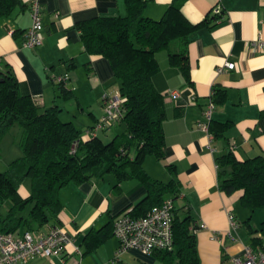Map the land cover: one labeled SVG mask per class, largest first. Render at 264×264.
<instances>
[{"label": "crops", "instance_id": "0c3cea01", "mask_svg": "<svg viewBox=\"0 0 264 264\" xmlns=\"http://www.w3.org/2000/svg\"><path fill=\"white\" fill-rule=\"evenodd\" d=\"M20 1L23 8L17 7L0 20V66L12 70L22 95L35 98L44 108L57 105L62 111L60 118L80 119L81 125L76 126L90 129L103 111L100 97L118 93L119 87L108 60L85 52L76 26L98 17L125 16L126 0H39L43 43L32 49L21 46L31 25V13L30 0ZM171 1L143 0L144 15L159 20ZM217 4L223 9L220 22L210 14ZM181 13L191 24L202 23L192 32L188 45L189 79L168 64L165 51L156 54L160 73L155 84L163 92L167 115L162 124L163 157L146 155L141 165L150 179L161 183L173 179L171 189L176 194L167 193L164 199L174 200L179 218L187 213L192 216L199 264H224L230 257L242 255L244 246L264 247V232L250 224L252 213H243L245 228L238 221L242 191L229 195L219 190L216 163L217 157L230 150L239 160L264 155V0H185ZM226 62L233 63L234 69L218 72ZM60 75L68 76V97L53 81ZM214 85L223 89L226 97L214 104L211 121L231 123L218 139L209 138L198 128L205 121ZM124 129L117 123L98 135L113 138ZM87 137L83 132V138ZM134 154L133 147L130 155ZM28 191L21 187V196H27ZM146 195L143 182L137 178L118 183L112 175H105L67 184L59 191L62 210L56 224L71 241L63 254L35 256L25 264H170L158 251L146 254L128 249L115 257L114 218L132 210ZM8 206L5 203L0 211L5 212ZM229 212L236 230L231 228ZM53 224L39 232L47 233ZM102 237L104 240L92 247V242Z\"/></svg>", "mask_w": 264, "mask_h": 264}, {"label": "trees", "instance_id": "16d2710c", "mask_svg": "<svg viewBox=\"0 0 264 264\" xmlns=\"http://www.w3.org/2000/svg\"><path fill=\"white\" fill-rule=\"evenodd\" d=\"M184 1L172 0L159 20L144 15L143 0H126L123 17H98L77 24L85 52L108 60L118 91L126 98L120 122L125 129L110 140L104 141L99 133L83 138V132L93 126L84 131L71 120H61L57 105L44 108L35 98L22 95L12 70L0 66V141L11 127L18 126L17 145L22 152L0 172V210L9 204L5 212L0 211V232L41 234L40 228L49 223H54L51 228L59 227V191L69 183L81 184L105 175H112L118 183L133 178L143 182L147 195L130 211L133 217L159 206L167 193L176 194L171 189L173 179L168 183L150 179L141 162L146 155L163 157L162 124L167 115L163 92L155 84L160 73L156 54L165 51L168 64L189 79L188 45L192 32L202 23L191 24L185 19L181 13ZM17 7H24L20 0H0V20ZM56 85L65 97L70 96L65 84ZM225 97L223 89L212 87L209 98L214 104ZM230 126V122L210 121L209 132L218 139ZM216 163L219 190L229 195L242 191L240 203L250 213L264 209V155L239 160L230 150L217 157ZM25 180L29 191L22 197L20 188ZM191 222L189 213L179 218L174 210V247L158 251L167 263L199 264L197 227H191ZM260 231L264 232V223ZM104 238L94 240L92 247Z\"/></svg>", "mask_w": 264, "mask_h": 264}, {"label": "built area", "instance_id": "2783aa9c", "mask_svg": "<svg viewBox=\"0 0 264 264\" xmlns=\"http://www.w3.org/2000/svg\"><path fill=\"white\" fill-rule=\"evenodd\" d=\"M31 25L25 31L21 46L32 49L43 43V24L39 0H30ZM217 17L216 22L223 20V9L217 4L210 13ZM260 40V39H259ZM260 46L262 43L259 41ZM223 68L234 69V64L226 62ZM67 75L54 77L55 83L67 81ZM172 95H177L172 92ZM126 98L119 92L115 95H102V114L86 135L95 136L99 132H108L115 124L120 123L123 116V105ZM214 103L209 100L204 111L205 121L198 124V128L209 138V123L211 121ZM174 200L166 198L156 207L140 217H133L131 210L119 213L113 221V236L118 241L115 257L118 258L128 249H137L146 254L154 251H171L173 245L172 223L174 219ZM228 219L233 230L237 229L234 216L228 213ZM230 235V233H229ZM71 241L65 231L59 227L50 228L45 234L22 232H0V264H25L30 258L38 256L50 258L63 254L66 245ZM224 264H264V247L254 249L244 246L240 256L230 257Z\"/></svg>", "mask_w": 264, "mask_h": 264}, {"label": "rangeland", "instance_id": "374dc122", "mask_svg": "<svg viewBox=\"0 0 264 264\" xmlns=\"http://www.w3.org/2000/svg\"><path fill=\"white\" fill-rule=\"evenodd\" d=\"M116 93H117V91H115L113 94H111V96L115 95ZM99 100H100V102L102 101V96L100 97ZM61 120L68 121V119L65 117H62ZM78 120H80V119H78ZM78 120L75 119L74 123L76 125L80 126L81 123ZM118 129H119V127H118ZM19 131H20V129L18 128V126L11 127V129L5 133V135L2 137V139L0 141V172H3L4 170H6V168L8 167V164L13 159L22 155V152L20 151V149L17 145ZM100 136H102V133L100 134ZM109 136L110 135L108 134V137ZM111 137L112 136H110V138ZM110 138H108V139L110 140ZM102 139L104 141L108 140L105 138H102ZM21 187H25L28 189L29 188V181L25 180ZM238 209H240L242 211V213L240 212V214L238 215L239 216L238 221L240 220L241 226L243 228H245L244 226L246 224H244L243 221H244V218H246L245 217L246 215H243V213H248L250 215V212H247L248 210H245V208L241 205L240 202L238 205ZM262 220H264V209H256L255 211L252 212V218H251L250 224H251L253 229L259 230L261 228Z\"/></svg>", "mask_w": 264, "mask_h": 264}]
</instances>
